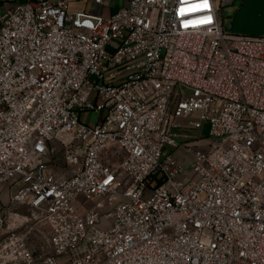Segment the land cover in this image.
Returning <instances> with one entry per match:
<instances>
[{"label":"built area","instance_id":"2783aa9c","mask_svg":"<svg viewBox=\"0 0 264 264\" xmlns=\"http://www.w3.org/2000/svg\"><path fill=\"white\" fill-rule=\"evenodd\" d=\"M87 2L0 0V264H264V34L236 0Z\"/></svg>","mask_w":264,"mask_h":264},{"label":"rangeland","instance_id":"374dc122","mask_svg":"<svg viewBox=\"0 0 264 264\" xmlns=\"http://www.w3.org/2000/svg\"><path fill=\"white\" fill-rule=\"evenodd\" d=\"M106 4L110 8H119L122 6L123 0H104ZM241 4V0H236V3L234 7L230 10L227 8L224 10V26L228 29L229 28V23H230V18L231 16L236 12V10L239 8ZM92 4L91 0H88L86 4V9L91 10ZM72 9L77 8L76 6H71ZM98 118V114L95 113L94 111H85L84 113L81 114V121L86 124H94L96 123ZM208 130H209V125L207 122H202L201 127L197 130L194 129H176L174 132L177 134V142L179 148L172 149V151L175 154L182 153L184 156V159L186 161V164L184 166L189 165L192 160V151L194 147H200V148H206L208 145L211 144V140L208 138ZM182 136H186L187 139H182ZM183 141H189L190 145L188 146L189 148H184L181 146ZM61 149L59 148L57 150V154L53 156L52 158V167L55 170V173L57 177L60 179L64 180L70 176V170L68 169L67 166H65L61 160H60V151ZM171 151V150H170ZM166 151H164L165 153ZM176 156V155H175ZM39 226V225H38ZM37 224H35L34 229L31 234V241H32V246L37 247V248H46V245L44 243V239L41 237V231L42 227L38 228Z\"/></svg>","mask_w":264,"mask_h":264},{"label":"water","instance_id":"95a60500","mask_svg":"<svg viewBox=\"0 0 264 264\" xmlns=\"http://www.w3.org/2000/svg\"><path fill=\"white\" fill-rule=\"evenodd\" d=\"M228 31L234 34L260 36L264 34V0H241L231 16Z\"/></svg>","mask_w":264,"mask_h":264},{"label":"snow or ice","instance_id":"6c2138e0","mask_svg":"<svg viewBox=\"0 0 264 264\" xmlns=\"http://www.w3.org/2000/svg\"><path fill=\"white\" fill-rule=\"evenodd\" d=\"M208 7V0H201L200 3L193 5L188 11H192V12H196V11H200L203 8H207ZM185 9H181L180 14L184 15L185 14ZM211 22V17H203L201 18L199 21H196L195 23H210ZM187 26V25H186Z\"/></svg>","mask_w":264,"mask_h":264},{"label":"crops","instance_id":"0c3cea01","mask_svg":"<svg viewBox=\"0 0 264 264\" xmlns=\"http://www.w3.org/2000/svg\"><path fill=\"white\" fill-rule=\"evenodd\" d=\"M71 6H72V7H73V6H76V7H77V8H75V9H72V8H71L72 10H76V11H82V10H83V4H82V3L72 4ZM71 6H70V7H71ZM85 11H89V10H87L86 7H85ZM109 12H110V10H108V9H104V10H103V14H104V15H107ZM175 155H176L175 158H176L179 162H181L183 165L186 164V161H185L184 156H183L182 153L175 154ZM186 166H187V165H186Z\"/></svg>","mask_w":264,"mask_h":264}]
</instances>
